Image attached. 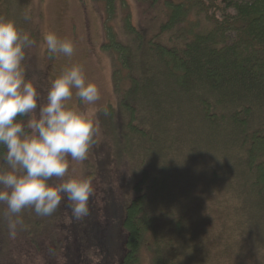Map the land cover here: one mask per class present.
I'll list each match as a JSON object with an SVG mask.
<instances>
[{
  "label": "trees",
  "instance_id": "trees-1",
  "mask_svg": "<svg viewBox=\"0 0 264 264\" xmlns=\"http://www.w3.org/2000/svg\"><path fill=\"white\" fill-rule=\"evenodd\" d=\"M95 1L103 5L102 47L117 100L94 121V162L87 157L85 165L96 179L90 214L72 219L62 199V243L37 242L25 228L31 251L43 248L49 263L57 244L55 264H140L142 254L149 264H208L203 231L211 218L226 220L232 245L218 259L232 258L236 246L250 257L243 249L254 246L264 264V0H137L146 6L140 27L127 0ZM17 4L0 0L6 9ZM5 151L0 146V165ZM129 167L136 180L125 183L126 195ZM202 186L213 199L225 193L216 218L199 212L203 203L191 191ZM1 252L0 241V264Z\"/></svg>",
  "mask_w": 264,
  "mask_h": 264
},
{
  "label": "clouds",
  "instance_id": "clouds-1",
  "mask_svg": "<svg viewBox=\"0 0 264 264\" xmlns=\"http://www.w3.org/2000/svg\"><path fill=\"white\" fill-rule=\"evenodd\" d=\"M43 41L51 54H74L70 38L49 31ZM33 43L14 20L0 17V146L6 149L0 165V204L6 206L12 239L23 226L25 209L51 216L66 198L71 218L81 220L90 214L94 193L90 177L69 174V158L85 161L99 128L93 112L69 106L68 101L75 89L83 103L95 104L100 90L80 65L73 64L50 82L47 101L39 104L38 89L23 70L25 49ZM54 178L59 183L51 182Z\"/></svg>",
  "mask_w": 264,
  "mask_h": 264
},
{
  "label": "rangeland",
  "instance_id": "rangeland-1",
  "mask_svg": "<svg viewBox=\"0 0 264 264\" xmlns=\"http://www.w3.org/2000/svg\"><path fill=\"white\" fill-rule=\"evenodd\" d=\"M18 7H12L6 9L5 6L0 5V17L14 20L22 33L27 32L30 34V38L34 41L30 48L25 49V58L23 61V70L26 78L33 79L36 85L39 97L38 103L43 104L47 101V94L50 87V82L60 75L65 69L70 68L73 64H78L82 67L85 77L98 86L100 90V99L95 104H85L76 95L75 89H73L72 98L68 101L69 106L78 108L84 112H93L94 121L97 119V114L100 110H103L108 104L114 103L117 100L113 92V64L112 58L103 49V44L106 40V29L104 26V10L103 5L95 0H17ZM127 5L132 16V22L135 26H143L147 20L143 16L145 7L139 6L137 0H127ZM141 5V4H140ZM20 9V10H17ZM123 9V8H122ZM119 6L120 17L113 20L117 24V28L120 32L121 23L123 22V11ZM151 14L152 23L155 24V16H157L155 8L149 10ZM149 17V16H148ZM150 22V20H149ZM147 23V22H146ZM52 31L55 32L60 38H70L75 45V51L72 57H66L62 54H51L48 52L46 45L43 41L45 33ZM31 75V77H30ZM42 76V77H41ZM41 78V81H40ZM90 149L88 152L89 163L94 162V152ZM169 161H175L171 157ZM70 175H82L85 176L86 160L83 162L71 161L69 158ZM134 169L130 167L125 171L124 183L121 188V192L126 191L125 183L128 182L133 176ZM204 179L207 178L206 173L203 171L201 174ZM136 180V177H133ZM96 188V179L91 180ZM52 182V181H51ZM133 182V179H132ZM54 183H59L55 180ZM205 186L196 187L191 193L197 195V198L202 201L203 205L200 210L206 212L205 216H208L211 212L213 217H218L217 211L219 210V200L224 198L223 193H219L217 199L209 197L204 192ZM218 188L216 191H219ZM100 194L102 193L101 190ZM129 198L132 197V190H130ZM190 194L187 191V195ZM127 195V191H126ZM102 196V194H101ZM62 206V203L60 204ZM183 207V206H182ZM186 207V206H185ZM193 212L199 217L194 205H192ZM25 210L31 211V208ZM21 213L23 219V226H18L17 235L14 239L9 237L7 218H6V206L0 204V241H1V263L2 264H55L60 260V252H55L57 244L51 247L49 253L50 262L46 263L43 259V248L41 255L39 250L33 249L31 251L29 242L25 238V228L28 229V234L32 231L34 233V239L39 242L42 238L44 241L54 240V242L60 244L63 240V225H65V218L59 215V207L57 211L47 217H39L35 213L26 212ZM61 210V207H60ZM40 218V221L39 219ZM190 223L197 219L192 216ZM204 218V217H203ZM209 218V217H208ZM196 219V220H195ZM202 220V219H200ZM198 221V220H197ZM203 221V220H202ZM233 221H237L233 219ZM217 219H208L207 225L203 231L205 245H210L208 250L209 263L208 264H263L260 261L261 251L254 249V246H250L249 249H243L244 251L251 250V256L248 257L247 253L242 252L240 247L234 244V252L232 258L227 256L223 259H218L224 250H230L229 234H225L223 224L226 223L225 219H222V223H218ZM25 230V231H24ZM39 238V239H38ZM244 245V248H247ZM98 253V252H97ZM216 256L215 260H213ZM256 256V257H255ZM183 260L184 257H179ZM251 258V261L249 259ZM149 256L142 254L140 264H149ZM260 261V262H259Z\"/></svg>",
  "mask_w": 264,
  "mask_h": 264
}]
</instances>
